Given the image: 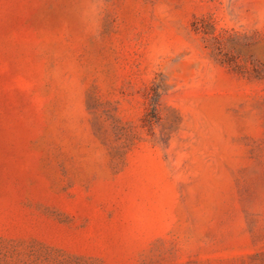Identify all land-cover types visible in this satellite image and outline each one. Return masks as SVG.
<instances>
[{"label":"rangeland","instance_id":"obj_1","mask_svg":"<svg viewBox=\"0 0 264 264\" xmlns=\"http://www.w3.org/2000/svg\"><path fill=\"white\" fill-rule=\"evenodd\" d=\"M0 264H264V0H0Z\"/></svg>","mask_w":264,"mask_h":264}]
</instances>
